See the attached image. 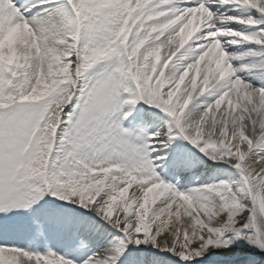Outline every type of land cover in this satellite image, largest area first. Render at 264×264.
Segmentation results:
<instances>
[{
  "label": "snow or ice",
  "instance_id": "1",
  "mask_svg": "<svg viewBox=\"0 0 264 264\" xmlns=\"http://www.w3.org/2000/svg\"><path fill=\"white\" fill-rule=\"evenodd\" d=\"M0 264H264V0H0Z\"/></svg>",
  "mask_w": 264,
  "mask_h": 264
}]
</instances>
